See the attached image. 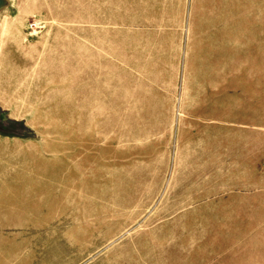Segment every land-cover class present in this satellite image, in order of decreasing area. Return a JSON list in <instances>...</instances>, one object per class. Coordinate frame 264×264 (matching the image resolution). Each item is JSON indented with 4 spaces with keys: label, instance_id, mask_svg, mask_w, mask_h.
Instances as JSON below:
<instances>
[{
    "label": "rangeland",
    "instance_id": "rangeland-1",
    "mask_svg": "<svg viewBox=\"0 0 264 264\" xmlns=\"http://www.w3.org/2000/svg\"><path fill=\"white\" fill-rule=\"evenodd\" d=\"M0 264H264V0H0Z\"/></svg>",
    "mask_w": 264,
    "mask_h": 264
}]
</instances>
